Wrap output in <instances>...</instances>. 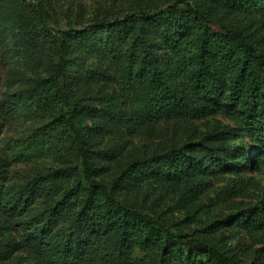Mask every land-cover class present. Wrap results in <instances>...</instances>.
Segmentation results:
<instances>
[{
  "label": "rangeland",
  "instance_id": "374dc122",
  "mask_svg": "<svg viewBox=\"0 0 264 264\" xmlns=\"http://www.w3.org/2000/svg\"><path fill=\"white\" fill-rule=\"evenodd\" d=\"M189 2H199L210 14L215 34L245 32L264 47V15L217 8L209 0ZM32 6L46 15L53 35H71L72 49L56 87L51 85L59 64L56 43L42 34ZM171 8L188 9L182 0H0V177L3 198L16 209L12 216L0 212V264H45L42 241L34 238L27 245L26 226L44 214L50 190L73 189L81 199L87 197L82 162L68 144L66 121L71 117L87 134L94 179L120 202L176 234L222 242L242 264H264V227L220 224L264 205V158H257L258 142L243 122L247 111L231 101L236 72L214 62L209 70L212 79L218 78L211 86H216L215 95L190 88L181 65L187 60L184 46H197L195 31L171 47L138 16L167 14ZM128 16L133 18L129 25L108 27L122 25ZM146 38L162 56L160 71L181 99L157 120L151 117V86L135 78L146 63L147 49L140 46ZM223 133L229 138L216 140ZM201 144L227 146L231 154L225 164L213 163L197 154ZM244 151L252 162L257 159V167L249 159L235 160ZM174 152L193 157L195 164L166 181L149 161L170 160ZM138 162L148 168L133 167ZM50 172L57 177L41 185L40 178ZM75 230L72 224H59L48 236L49 245L58 247V235ZM88 238L84 234L80 244ZM106 241L108 264H162L158 247L134 238L125 244L121 232Z\"/></svg>",
  "mask_w": 264,
  "mask_h": 264
},
{
  "label": "trees",
  "instance_id": "16d2710c",
  "mask_svg": "<svg viewBox=\"0 0 264 264\" xmlns=\"http://www.w3.org/2000/svg\"><path fill=\"white\" fill-rule=\"evenodd\" d=\"M189 1L191 0H182L188 8L186 11L180 12L171 8L167 14L140 13L138 16L157 29L164 38V45L166 43L171 47H175L180 37H188L195 31L197 46H184L187 60L181 65L182 72L189 77V87L193 90L215 95L216 86L214 88L211 86L218 78L212 79L209 70L214 62H219L221 66L236 72L232 79L231 101L247 111L248 115L243 118V122L251 137L258 142L256 149L260 154L258 153L257 158H264V47L245 37V32L226 29L225 33L215 34L211 26L216 22L212 20L210 14L201 8L199 2L193 6ZM209 1L217 8L245 15L256 13L264 15V0ZM32 10L42 34L56 43L55 51L59 57V64L51 76V85L56 87L60 77L64 76L66 58L72 49L71 35L68 33H62L60 37L53 35L43 11L37 6H32ZM131 19L133 18L128 16L122 25L108 27L122 28L129 25ZM140 46L147 49L146 63L136 72L135 78L146 80L151 86L154 93L151 117L157 120L179 104L180 94L168 79V75L160 71L159 62L162 56L156 50L153 51L155 44H151L146 38ZM66 125L69 141L67 143L73 147L82 162L87 197L81 199L73 189L50 190L44 214L27 224L26 243L32 245L34 238L41 239L39 251L45 264H108L106 238L117 232H121L125 244L129 242V238H134L148 246L160 248L162 264H242L237 255L232 253V249H227L222 242L216 244L209 238L176 234L160 220L120 202L107 186L94 179L95 165L91 158L87 134L76 127L73 117L66 121ZM229 136V133L219 134L216 140L225 141ZM198 147L197 154L213 163L219 161L220 164H225L231 154L227 146L218 149L212 147V144H201ZM169 158L167 161L156 159L149 161L150 168L159 166L161 172L159 174L166 181L184 174L195 164L193 157L180 152L172 153ZM248 159L250 166L257 167V159L252 162L250 153L246 151L235 158L240 162ZM216 164L214 166H217ZM146 166L147 164L139 162L133 164V167L138 168ZM53 176L56 175L52 172L42 176L41 185L46 186ZM2 180L0 177V212L12 216L16 209L3 198ZM238 218V215H234L220 220V224L228 225L233 222L234 227H240L242 223H247L249 227L260 229L264 227V205L255 213L251 215L245 213ZM59 224H72L76 230L70 235H58V247L54 248L49 245L48 236L57 230ZM216 230H219L218 225ZM84 234H89V238L82 245L80 242L83 241Z\"/></svg>",
  "mask_w": 264,
  "mask_h": 264
}]
</instances>
